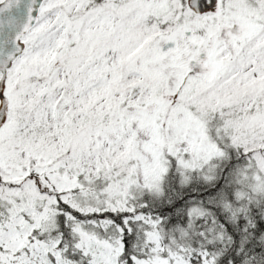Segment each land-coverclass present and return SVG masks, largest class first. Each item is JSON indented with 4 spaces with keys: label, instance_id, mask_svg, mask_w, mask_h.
<instances>
[{
    "label": "snow or ice",
    "instance_id": "1",
    "mask_svg": "<svg viewBox=\"0 0 264 264\" xmlns=\"http://www.w3.org/2000/svg\"><path fill=\"white\" fill-rule=\"evenodd\" d=\"M0 264H264V0H0Z\"/></svg>",
    "mask_w": 264,
    "mask_h": 264
}]
</instances>
